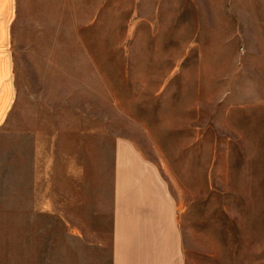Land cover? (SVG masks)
<instances>
[{"label":"rangeland","instance_id":"1","mask_svg":"<svg viewBox=\"0 0 264 264\" xmlns=\"http://www.w3.org/2000/svg\"><path fill=\"white\" fill-rule=\"evenodd\" d=\"M8 50L0 264H114L126 149L185 264H264V0H16Z\"/></svg>","mask_w":264,"mask_h":264},{"label":"crops","instance_id":"2","mask_svg":"<svg viewBox=\"0 0 264 264\" xmlns=\"http://www.w3.org/2000/svg\"><path fill=\"white\" fill-rule=\"evenodd\" d=\"M0 123L15 99L9 45L16 0H0ZM119 171L114 212V264H185L175 213L156 170L126 149ZM133 158V159H132Z\"/></svg>","mask_w":264,"mask_h":264}]
</instances>
